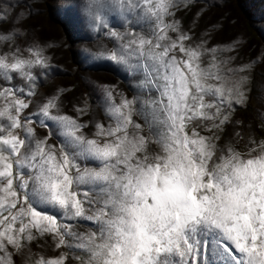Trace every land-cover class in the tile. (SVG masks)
Returning <instances> with one entry per match:
<instances>
[{"label": "snow or ice", "instance_id": "snow-or-ice-1", "mask_svg": "<svg viewBox=\"0 0 264 264\" xmlns=\"http://www.w3.org/2000/svg\"><path fill=\"white\" fill-rule=\"evenodd\" d=\"M227 5L0 0V264H264V43Z\"/></svg>", "mask_w": 264, "mask_h": 264}, {"label": "rangeland", "instance_id": "rangeland-1", "mask_svg": "<svg viewBox=\"0 0 264 264\" xmlns=\"http://www.w3.org/2000/svg\"><path fill=\"white\" fill-rule=\"evenodd\" d=\"M227 8L230 10L232 18L236 23L232 25L233 32H241L249 40L251 54L252 48L258 47L264 43V0H228ZM46 27L53 35L63 36L67 40L64 26L58 24L52 17L43 18ZM187 20V17L185 18ZM71 44V41L68 40ZM60 62L64 66V73L61 76L62 82L72 84L77 82V76L80 74V69L76 64L71 47L66 48L60 57ZM102 77L109 80H116L117 76L114 72L100 73ZM81 88L84 84L81 83Z\"/></svg>", "mask_w": 264, "mask_h": 264}]
</instances>
